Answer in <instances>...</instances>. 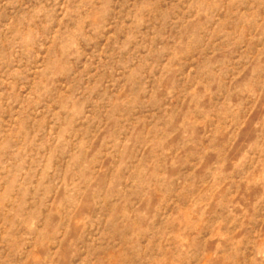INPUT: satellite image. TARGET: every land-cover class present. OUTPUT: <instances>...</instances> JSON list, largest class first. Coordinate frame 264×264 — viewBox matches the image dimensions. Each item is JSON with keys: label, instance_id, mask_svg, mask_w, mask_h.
<instances>
[{"label": "rangeland", "instance_id": "1", "mask_svg": "<svg viewBox=\"0 0 264 264\" xmlns=\"http://www.w3.org/2000/svg\"><path fill=\"white\" fill-rule=\"evenodd\" d=\"M189 11V0H58V4L57 0H0V29L28 28L39 36L51 31L49 43L40 45L43 59L35 66L0 65L4 264H229V253L219 251L224 247L219 239L215 246L201 247L198 242L193 249L183 246L188 239L186 225L193 217L204 221L196 230L208 239L226 240L237 225H243L239 231L246 236L264 232V177L257 174L251 185L241 177L233 187L231 181L217 179L223 175L220 171L210 179L201 172L209 151L205 128L213 143L225 135L231 145L264 141V107L257 110L254 103L241 115L231 90L223 86L234 66L233 57H255L253 71L264 73V31L259 36L249 34L219 3L189 31ZM117 17L120 28L103 36ZM146 20L152 23L151 35L140 31ZM65 30L67 35L57 45V34ZM89 31L92 40L103 37L104 42L84 52L77 36ZM119 32H124V39H117ZM158 39L163 43L153 48ZM136 40L138 47L148 48L141 58L159 70L146 97L142 96L146 86L131 90L139 68L130 71L127 88L110 90L105 78L110 58ZM109 44L119 51H109ZM73 55L77 60L86 57L75 73ZM148 56L154 58L148 61ZM193 62L194 67L183 72V66ZM89 67L94 71L88 73L84 87L94 99L86 112L89 101L79 93ZM70 73V80H61ZM161 91L176 93L179 105L163 104ZM137 103L143 107L133 127L143 128L150 120L144 135L154 138L141 149V157L153 155L156 148L168 154L174 150L175 170L153 171L148 179L129 175L121 181L119 168L105 179L107 169L100 167L92 176L88 160L79 164L97 139L92 122L114 124L122 116L127 119ZM149 105L161 107L148 112L147 106L155 110ZM77 175L83 180L74 179ZM17 242L20 246L14 248Z\"/></svg>", "mask_w": 264, "mask_h": 264}, {"label": "clouds", "instance_id": "2", "mask_svg": "<svg viewBox=\"0 0 264 264\" xmlns=\"http://www.w3.org/2000/svg\"><path fill=\"white\" fill-rule=\"evenodd\" d=\"M91 2V0H89ZM166 2V0H165ZM190 11L188 12L186 22L188 24L189 31L201 21L207 19V10L212 6L223 4L224 8L240 21L246 28H248L249 34L253 32L259 36L262 31H264V0H189ZM58 4V0H57ZM52 11H57L56 7L52 8ZM223 13V12H221ZM122 15V14H121ZM121 17H117V20L104 32L103 36H107L109 32H117L120 28ZM30 27V26H29ZM152 23L150 20H146L141 32L148 31L151 35ZM126 30V29H125ZM3 35L0 36V65L2 63H8L11 68H23L25 63L29 66H35L43 59L44 49L40 47L41 44L47 45L49 43L48 37L51 36V31H45L44 36H39L35 31H30L28 28H22L20 30L13 29L11 31H5L0 29ZM67 31L58 33L56 37L57 45L65 38ZM91 32H87L85 35L77 36L79 43L82 46L84 52H90L94 46H99L104 42L103 37L98 40L91 39ZM117 39H124V32H119ZM163 43L159 39L152 45L153 48L156 45ZM257 46L259 41L255 42ZM139 40L130 43V46L119 52L118 56H113L109 60V69H105V78L107 85L110 90L119 88L121 85H125L127 88L128 75L133 68H139V72L136 76L135 82L132 84V91L137 92L142 86H146V91L142 93V96L146 97L152 90L153 81L157 75H159L158 68L153 70L152 64L150 62L145 63L141 58V53L148 51V48L138 45ZM60 49L57 48V51ZM109 51H119V49L112 48L109 44ZM255 52V48L253 49ZM154 57L148 56L147 60L151 61ZM86 57L80 56L77 60L75 55H73V72H79L84 65ZM234 66L229 72L228 78L225 80L224 87L232 92V99L235 103L240 105V114L246 115L248 109L255 103L257 110L264 107V73L260 72L258 69L256 72L253 71V65L257 63L255 57L250 58H237L233 57ZM161 60L160 63H163ZM127 64V67L124 65ZM143 65V67H140ZM43 65H41L42 67ZM194 67V62L191 64H185L183 66V72H188L190 68ZM94 71L93 67H89L83 73V80L80 83V97L82 99H87L89 103L85 106V111L93 107L92 100L94 97H89L87 94V89L84 87V83L87 82V76L89 72ZM71 73L67 76L61 77V80L67 82L71 79ZM178 77L182 76L181 73L177 74ZM119 78V79H117ZM231 80V83L228 81ZM115 81V84L112 82ZM245 84L248 85L244 89L243 93H240L238 89ZM166 86V85H165ZM214 87V85H213ZM176 93H179V85H177ZM174 93L172 95L166 94V92L161 91L160 96L163 97V104L173 103L179 105V96ZM179 95H182L180 93ZM207 100L208 98L205 97ZM152 106V111L145 109L148 112L159 111L161 106ZM206 107L208 105H205ZM143 106L137 103L134 111L127 113V119L123 116L116 123L104 124L101 121L99 124L92 122V127L97 132V139L95 145L92 146L91 151L86 154H82L79 164H83L85 160L89 161L91 165L89 171L92 176H97L95 169L104 167L107 169V174H105V179L107 175H110L117 168L120 169L118 179L123 180L125 176L131 175L132 177L148 179L153 171H174L176 164L172 163L174 158L173 154L165 153L163 148H156L154 151L155 159L153 155L146 157H141V149L149 144L154 138L151 135L145 136L144 132L147 131V123H151L149 120L143 128L133 127L136 117L141 114L139 109ZM171 110V109H170ZM215 116V112L212 113ZM83 119V116L80 117ZM89 119L91 120V114L89 113ZM179 119V115L177 117ZM161 123H165L162 121ZM239 121H237L238 126ZM264 123V121H262ZM210 125L215 124V120L209 122ZM170 130V129H169ZM208 135L204 138V144L208 146L209 151L205 156V160L201 165V172L205 175V178H212L213 173L220 171L223 175L217 177L219 180L225 182L231 181L233 187L236 186V182L244 178L248 181L249 185L255 183V176L258 174L264 177V141H259L253 143L249 141L248 143L240 144L239 141L235 145H231L227 141V136L220 137L216 139L213 143V137L209 128L203 129ZM90 139V137H89ZM252 144L249 147V144ZM165 148L168 145L164 146ZM220 148L221 151L218 154L214 149ZM99 153L98 155L96 153ZM91 158V159H90ZM93 159L95 163L93 164ZM152 161V163H149ZM179 163V161H177ZM223 163V168L217 169L216 165ZM185 167H190L186 165ZM143 169V172H141ZM246 173H251L246 175ZM74 179L83 180V177L78 175ZM86 184L87 181H84ZM241 183V187H243ZM79 195L80 192L77 189ZM200 223L204 221H197L193 217L192 222L186 225L187 230L185 235L188 237L184 241V247L187 249H193L195 243H199L201 247L205 245L215 246L217 239L224 245L221 251L222 253H229L230 260L229 264H264V232L256 235L255 237L246 236L244 233L239 231V228L243 225H237L236 230L229 231L227 239L219 238L208 239L207 234L199 235L197 228ZM20 243L17 242L14 248L19 247ZM29 247H31L29 245ZM14 250V249H13ZM210 250V249H209ZM25 254H28V250H24ZM245 253H248L245 255ZM23 259V257H22ZM0 264H4L3 256H0Z\"/></svg>", "mask_w": 264, "mask_h": 264}]
</instances>
